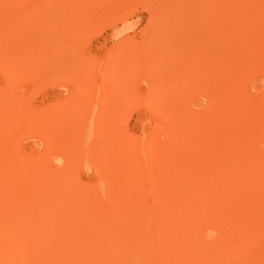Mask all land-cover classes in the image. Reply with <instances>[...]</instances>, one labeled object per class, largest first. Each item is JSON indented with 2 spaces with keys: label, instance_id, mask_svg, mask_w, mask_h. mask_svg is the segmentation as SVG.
<instances>
[{
  "label": "rangeland",
  "instance_id": "1",
  "mask_svg": "<svg viewBox=\"0 0 264 264\" xmlns=\"http://www.w3.org/2000/svg\"><path fill=\"white\" fill-rule=\"evenodd\" d=\"M113 211L132 264H264V0H0V228Z\"/></svg>",
  "mask_w": 264,
  "mask_h": 264
},
{
  "label": "bare ground",
  "instance_id": "2",
  "mask_svg": "<svg viewBox=\"0 0 264 264\" xmlns=\"http://www.w3.org/2000/svg\"><path fill=\"white\" fill-rule=\"evenodd\" d=\"M118 212L113 211V213L109 217V221H108L109 224L107 227H104V225H103V227L100 226V228L86 229L83 231L75 230L72 232V231L65 229V228L42 227V228H38V229H35V228L34 229H28V232L23 233L24 230H22L20 228H5V227H3V228H0V249L3 248L2 245L3 244L5 245V243L8 244L7 245L8 247L13 246L14 244L25 247L26 249H27V247H29L32 250V253L30 252V249H29L30 255H27L28 253H26V255L19 262H17V264H32L35 262H41V264H126V263L132 264L133 261H135L136 263H139L138 262L139 259L137 258V256H139V254L137 256L134 255L135 253L133 254V251L131 249L130 244L135 245V242L138 240V237L140 236V234L144 230L142 224L140 223L141 220L139 217L137 218V215H138L137 213L135 214L133 212L132 213H130V212L129 213H125V212L118 213ZM163 215L166 216V214H164V213H163ZM168 215H169V213H168ZM179 215H180V213H179ZM175 216H176V214H175ZM159 218H162V217H159ZM159 218H158V220H159ZM174 219H176V218H174ZM179 219L180 218H178V220ZM161 220H163V219H161ZM176 220H174V221H176ZM170 221H172V220H170ZM103 222L105 223V221H103ZM167 223H169V222L167 221ZM171 224H173V223H171ZM105 225H107V224H105ZM180 225H181V223H180ZM177 226L179 227V224ZM161 227L163 230H165L163 228V226H161ZM184 228H186V227L184 226ZM171 229H173L172 231L174 232V230L176 228L175 229L171 228ZM187 229H188V227H187ZM160 230H161V228H160ZM179 230H181V228L178 229L177 231H179ZM184 230L186 231V229H184ZM188 230L195 232L194 228L188 229ZM185 231H182V232H185ZM69 232L71 234L74 233L72 240L70 239L71 240L70 242H68L69 240L67 241V240L62 238V236L65 233L68 234ZM188 232L189 231H186L185 234ZM192 232H189L188 234H191ZM178 233H177V235H178ZM174 234H175V232H174ZM155 235H158V234L156 233ZM195 235H196V233H195ZM156 237L158 238L159 236H156ZM184 237H187V236H184ZM162 239L164 240V236L162 237ZM187 239H188V237H187ZM168 240L170 241V239H168ZM185 241H186V239H185ZM181 242L179 241L180 244L183 243V242L182 243ZM186 242L183 244L186 245ZM189 242L192 243L190 245V247H192V245L194 244L193 242H195V241L193 240V242H191V241H189ZM139 243H142V242H139ZM137 244H138V241H137L136 245ZM147 244H148V241H147ZM164 245H166V243L165 244L163 243L162 246H164ZM175 245L177 246V244H175ZM63 246H66L69 248L72 246L73 250L71 252H63L62 251ZM181 246L183 249L184 245H181ZM193 246L194 247L191 249L196 248V245H193ZM142 248L143 247H141V249ZM169 248H171V247H169ZM197 249H199V248L197 247ZM143 250H141V252ZM183 250H186V246H185V249H183ZM194 250H196V249H194ZM138 251L140 252V250H138ZM114 253L115 254L118 253V255H121V257H118V255H115ZM133 255H134V257H133ZM160 255H161V253H160ZM116 256L118 259L116 258ZM156 257H158V256L156 255ZM141 259H142V257H141ZM168 260L169 259L167 258V261ZM172 260H173V258H172ZM172 260H170V261H172ZM140 261H142V260H140ZM176 261L177 260H175V262ZM156 262H157V260H156ZM142 263H140V264H142ZM152 263H153V261H152Z\"/></svg>",
  "mask_w": 264,
  "mask_h": 264
}]
</instances>
